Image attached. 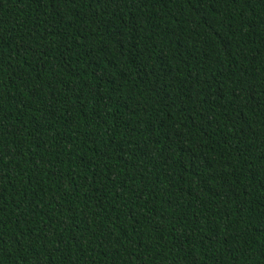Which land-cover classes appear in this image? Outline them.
Masks as SVG:
<instances>
[{
    "label": "trees",
    "instance_id": "1",
    "mask_svg": "<svg viewBox=\"0 0 264 264\" xmlns=\"http://www.w3.org/2000/svg\"><path fill=\"white\" fill-rule=\"evenodd\" d=\"M0 264H264V0H0Z\"/></svg>",
    "mask_w": 264,
    "mask_h": 264
}]
</instances>
